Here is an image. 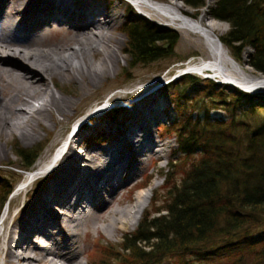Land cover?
Segmentation results:
<instances>
[{"label": "bare ground", "instance_id": "obj_1", "mask_svg": "<svg viewBox=\"0 0 264 264\" xmlns=\"http://www.w3.org/2000/svg\"><path fill=\"white\" fill-rule=\"evenodd\" d=\"M133 1L206 39L210 57L186 62L183 68L196 73L211 69L219 80L264 91V75L254 74L232 56L220 37L221 24L208 22L207 13L196 20L179 0ZM120 3L0 0V160L8 155L6 145L14 135L32 142L41 138L42 129L68 124L103 78L116 73L122 51L116 33L123 17ZM54 34L59 37L51 39ZM143 88L96 103L71 135L56 143L57 151L52 149L26 172L22 189L39 173H46L48 181L33 194L28 187L9 200L0 229V264H99L93 256L108 255L115 249L110 240L137 223L151 186L133 199L123 190L144 169L146 152L159 158L164 144L154 149L153 121L145 127L135 123L150 114L160 118L159 109L166 103L158 102V89L129 103L122 117L128 132L113 123L104 128L94 117L105 115L112 99L142 94ZM105 132L107 140L112 136L115 141L95 146ZM21 195L29 196L23 205ZM37 235L43 240H35ZM105 238L110 242H101Z\"/></svg>", "mask_w": 264, "mask_h": 264}, {"label": "trees", "instance_id": "obj_2", "mask_svg": "<svg viewBox=\"0 0 264 264\" xmlns=\"http://www.w3.org/2000/svg\"><path fill=\"white\" fill-rule=\"evenodd\" d=\"M186 2L197 6L203 1ZM214 10L218 18L231 24L223 38L225 44L236 53L253 47L255 54L249 64L264 73V0H218ZM159 29L145 18L127 22L126 51L134 61L162 57L166 51L159 41L166 38L173 45L177 40L175 30L164 35ZM197 80L186 74L180 83ZM202 82L213 90L218 86L212 80ZM236 90L238 95L225 96L233 103L226 107L228 116L221 118L211 114L216 107H206L204 97L190 99L183 91L177 98L186 101L179 104L183 126L173 128L180 150L175 165L184 162L183 174L178 180L176 172L168 173L170 169L163 173L168 192L164 205L145 215L135 231L125 234L122 249L128 253L122 254L131 257L130 261L161 264L163 257L175 254L182 259L179 264H197L188 258L195 254L198 260L208 261L206 264H264V106L238 105L240 99L253 95ZM185 103H193L191 112ZM19 149L24 166H31L38 150ZM12 189L8 180L0 183L2 203ZM112 252L116 257L121 251Z\"/></svg>", "mask_w": 264, "mask_h": 264}, {"label": "rangeland", "instance_id": "obj_3", "mask_svg": "<svg viewBox=\"0 0 264 264\" xmlns=\"http://www.w3.org/2000/svg\"><path fill=\"white\" fill-rule=\"evenodd\" d=\"M113 1L116 2V0ZM117 1H121L118 7L122 11L123 17L122 21L116 28V33L121 38L122 42V51L120 56L121 58L119 60L116 73L112 74V76L108 77L107 79L103 78L99 86L92 92L93 94H91L90 99L84 102L80 110L76 111L75 114H73V116L69 119L68 124H65L63 127L62 124H59L55 127H53V125H50L41 130L40 139L32 142L23 140L22 137L18 134L14 135L6 145L8 155L0 160V183L4 179H6L12 183L13 187H16L17 184H19L25 176L24 170H32L34 167L37 166L40 160L47 159L49 154H46L48 152L50 153L52 149L54 150L56 143L63 139H66L68 136L71 135L72 128L74 127V125L82 117H84L83 114L87 113V111L96 103L103 101L106 99V97L108 98L118 92H131L132 90L143 86L144 88L142 89V94H138L133 97H131L133 95L131 94L130 96H125V98H118L116 100L112 99L114 101L113 104L119 106L114 107L110 112L106 111L105 115H103L104 113H102L100 117H94V120L100 118L99 124L102 125L104 128H107L108 123H113L114 128H119L122 131L125 129L124 132H128L129 126L127 122L123 121L122 119L124 108H126L129 103L134 102L135 100L140 98L139 96H143L147 91L158 89V91H156L155 93L158 98V102L166 103L162 104L163 107L159 109L161 117L159 118L152 114L146 115L145 117L138 119L135 124L136 127L140 125L142 127H145V123L153 121L150 128L152 129V135L156 142L154 144V149H157V144L163 143L164 150L159 158H157L153 154L152 157L151 155H149V152V154L146 152V163L144 169H142V172H140V174L134 181L128 184L129 188L126 187L123 190L124 193L129 192L130 196L133 199V197L138 192H142L145 188L151 186L150 198L145 208H143L142 211L137 215L138 221L135 225L121 229L117 236L113 237L110 240L111 242L107 238L101 239V242H104L105 244L106 242H110L115 249H117L119 252L121 251V254H116V257L113 256V252H109V254L111 253L110 255H107V253L106 255H94L93 257L97 261V263H100V259H103L104 263L100 264L138 263L135 261H130L129 258L131 257L128 258L127 256L122 254V252L128 253L122 249L123 238L125 234L135 231L139 227L145 215H147L148 213L152 214L156 208L164 205L163 198L164 196H166V193H168L166 188L167 182L163 176L164 172L170 169L168 173L176 172V179H181V175L183 174V167H185V165L184 162H179L178 165H175V160H177L180 156V150H178V133L173 130L174 127L181 128L183 126V122H181L182 118H179V104L180 106H183L184 102L186 101L177 100V98H181L183 96L181 92L184 91V93L187 94L188 98L194 100H196L197 98L202 99L204 97L205 101L207 102L206 107H216L211 110V114L213 116H218L221 118L228 116L226 107H230L228 103H230L231 105L233 103V101H228L225 96L229 94H234L232 95L234 97L238 95V91L236 89H240L239 87L233 84L226 83H217L218 86L214 90L211 86H207V84H204L207 87H203L202 81H205V79L202 76H199L198 74H194L198 79L194 83H180V78L182 76L178 79L174 77L182 71L181 68H183V65L186 62L190 61L191 59V61H194L196 59L199 60L202 57H210V51L206 39L201 34L193 32L191 29L184 28L178 24L170 22L169 18H165L164 16H158L157 13L150 7L147 8V16L137 11V9L131 4H129V2H125L124 0ZM202 1L203 2L197 6L188 4L186 0H179V4L183 7L187 14H191L196 20H198L207 13L208 22L215 21L221 24L222 30L219 33L222 42L225 44L223 38L226 37L228 31L231 29V24L228 21L222 20L216 16L214 9L218 0ZM142 18L149 20L153 28H160L159 30L164 33V35L168 34V31L170 30H175L177 32V40L172 45L171 40H168L166 38L161 39L158 44L164 47L166 51L165 55L152 61L137 63L136 61H134V58H132L131 54L126 51L127 49H129V38L124 30V26L127 24V22L131 20L141 22ZM58 37L59 36L54 34L51 39H57ZM226 47L231 52L232 56L245 68L252 71L254 74L264 75V73L259 72L257 69H255L249 64L255 54V50L253 47L248 46L239 53H236L235 51L231 50V48H229L227 45ZM172 78H174V80H172V82L167 83V86H165L164 83H166ZM170 83L172 84L169 85ZM225 85L231 86L233 88L224 87ZM202 87L203 89L199 92V89H201ZM209 90H213L212 93H209L211 92ZM214 98H216V100L213 101ZM148 103L152 107L155 106V104L151 100H149ZM241 103L245 104L247 107L251 106L252 104L264 106V91L259 89L255 92V94H253V98L247 100L240 99L238 101V105H241ZM185 104L187 105V112H191V110L193 109V106L191 104L193 103ZM85 134H91L92 136L98 137L99 139L103 137V135L100 134L99 136H96L95 133L90 132L88 130H85ZM108 134L109 133L105 132L103 141H98L95 146L99 147L107 144H112L115 140L114 138H112V136L110 140H107L105 137H107ZM20 147L31 148L33 149V151L38 150V156L36 157V160L31 167L24 166L22 158L19 156V150H21L19 149ZM172 164L175 165V169L174 167H172ZM46 178L42 176L36 182L30 184L29 189H31L32 194L38 191L43 185L46 184V182L48 181ZM125 179L127 180V177H125ZM169 181V183L173 182V180ZM14 194L16 193L12 191L7 196L5 203H2V196H0L1 231L4 229L2 225L4 216L6 215V211L8 212V208H10L9 200ZM26 198L29 199V196L21 195L20 203H22V205L25 203ZM18 207L14 209V212H17L19 210ZM34 239L43 240L40 235L35 236ZM237 239L241 238L238 237ZM175 256V254L166 255L161 260V264H179L182 259H179ZM188 258L193 259L197 264L208 263V261L203 262L198 260L195 254H189ZM118 259L120 260L118 261ZM213 259L215 260V258Z\"/></svg>", "mask_w": 264, "mask_h": 264}]
</instances>
